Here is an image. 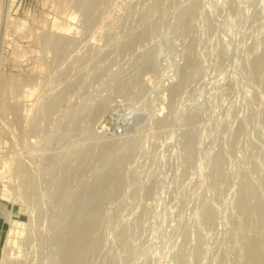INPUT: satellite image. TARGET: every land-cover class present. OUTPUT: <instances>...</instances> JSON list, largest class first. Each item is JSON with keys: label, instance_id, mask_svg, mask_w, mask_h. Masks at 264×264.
<instances>
[{"label": "rangeland", "instance_id": "obj_1", "mask_svg": "<svg viewBox=\"0 0 264 264\" xmlns=\"http://www.w3.org/2000/svg\"><path fill=\"white\" fill-rule=\"evenodd\" d=\"M0 264H264V0H0Z\"/></svg>", "mask_w": 264, "mask_h": 264}, {"label": "bare ground", "instance_id": "obj_2", "mask_svg": "<svg viewBox=\"0 0 264 264\" xmlns=\"http://www.w3.org/2000/svg\"><path fill=\"white\" fill-rule=\"evenodd\" d=\"M58 25V27L59 28H61V29H64V30H70V29H76V27L74 26V25H71V23L70 22H64V23H60V24H57ZM27 93V92H26ZM123 115V114H122ZM125 115H123V117H124ZM18 251V250H17ZM16 252V250L14 249V250H12V252H9V253H11V254H16L15 253Z\"/></svg>", "mask_w": 264, "mask_h": 264}]
</instances>
